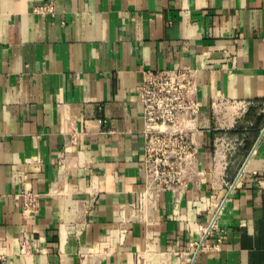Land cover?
<instances>
[{
	"label": "crops",
	"instance_id": "obj_1",
	"mask_svg": "<svg viewBox=\"0 0 264 264\" xmlns=\"http://www.w3.org/2000/svg\"><path fill=\"white\" fill-rule=\"evenodd\" d=\"M184 66L196 169L150 199L137 88ZM226 101L251 106L215 115ZM260 181L264 0H0V264H264Z\"/></svg>",
	"mask_w": 264,
	"mask_h": 264
},
{
	"label": "built area",
	"instance_id": "obj_2",
	"mask_svg": "<svg viewBox=\"0 0 264 264\" xmlns=\"http://www.w3.org/2000/svg\"><path fill=\"white\" fill-rule=\"evenodd\" d=\"M39 13H52L51 5L37 9ZM196 70L184 66L160 71L145 70L137 88V95L142 104L144 121L143 164L145 170V195L152 199L161 191L169 190L180 193L183 190V179L187 171L196 169L198 145L193 124L202 107L196 99ZM251 104L249 102L215 103L211 105L215 115L231 109L239 118L245 115ZM223 147V141L215 142ZM217 154V152H216ZM264 187V182H258ZM232 186H229L231 189ZM39 195L25 191L20 195L21 210L24 215L32 216L39 208ZM219 211V209H218ZM215 218L205 227H200L201 235L207 236L215 227ZM216 245H208L203 241L195 242L196 250L216 249ZM28 242L24 240L22 253H28ZM26 253V254H27Z\"/></svg>",
	"mask_w": 264,
	"mask_h": 264
}]
</instances>
